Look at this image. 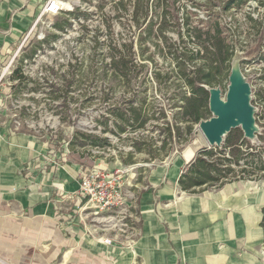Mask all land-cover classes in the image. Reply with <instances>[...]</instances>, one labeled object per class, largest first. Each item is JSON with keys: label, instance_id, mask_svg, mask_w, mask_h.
Here are the masks:
<instances>
[{"label": "crops", "instance_id": "1", "mask_svg": "<svg viewBox=\"0 0 264 264\" xmlns=\"http://www.w3.org/2000/svg\"><path fill=\"white\" fill-rule=\"evenodd\" d=\"M40 0H0V68ZM2 63V64H1ZM191 142L166 161L132 172L140 234L128 243L96 229L83 212L80 164L49 137L0 125V264H264V188L234 181L197 192L179 179L202 148ZM91 164L85 169H91ZM138 175V177H137Z\"/></svg>", "mask_w": 264, "mask_h": 264}, {"label": "rangeland", "instance_id": "2", "mask_svg": "<svg viewBox=\"0 0 264 264\" xmlns=\"http://www.w3.org/2000/svg\"><path fill=\"white\" fill-rule=\"evenodd\" d=\"M48 1L40 0L41 11L38 13L36 23L27 30L22 29L17 42L11 47L12 58L9 63L7 61L0 68V110L4 121L8 120L14 124V120L18 119L21 121L18 129L46 135L49 137L50 144L52 143L51 137L56 140L63 134V141L68 143L77 130L102 134V122L105 118L108 119L110 128L117 129L111 113L112 106L117 103L118 105L126 104L125 100L134 92L147 95V105L156 111V116H158L159 109L164 108L167 114L166 121L173 120V114L175 110H178L174 107L177 101L173 100V94L176 92L175 84L178 80L175 77V83H168L162 88L155 82L154 71L156 69L163 72L174 69L173 55L168 52L167 48H164L165 54L157 53L158 49L163 48L159 38L157 42L159 48L158 46L157 49L152 47V51L156 52L157 66L147 62L148 66L145 69L147 78H143V72L137 73V77L133 79L131 91L127 92L125 78L114 77L111 65L106 71L104 68V63L111 60L106 54L109 40L127 43L133 41L135 62L138 64L142 62L139 37L149 23L154 21L159 25L162 16L161 6L155 3L150 5L146 20L143 18L139 24H136L133 18L134 0H124V7L120 5L121 0H61L71 4L70 7L65 6L63 11L81 7L83 10L90 11L91 15L87 19L82 17L81 20L75 22L72 29L53 40V47L44 44V49L39 50L33 59L26 58L21 63V57L31 48V46L28 49L25 47L31 42L34 44L42 40L59 16V13L42 15ZM211 1L212 3H208L207 0H181L183 7L178 12L179 22L182 23L183 18H189L190 22L196 25L200 20H206L209 16L216 17L219 14L221 20L231 27V34L235 39L240 40L238 54L233 60L232 68H240L246 81L250 83L252 104L258 111L259 106L257 102L255 103V93L260 85L257 77L264 67V62H259L264 57V45H259L260 32L264 31V0H249L244 8L237 11L233 9L229 12L221 10V0ZM175 13L171 10L167 14L170 29L167 34L170 42L179 43L178 29H183V27L178 26ZM248 14L260 18L263 21L261 27H255L252 23L247 24ZM233 16L236 17L237 22ZM239 23L245 31L243 34L237 32ZM83 25H86L87 29L82 27ZM97 28L103 30L99 37L104 43L101 47L95 43ZM187 47L193 51L198 49L193 42L187 43ZM244 59L251 62L243 64ZM16 70L19 72L15 73ZM229 84L228 77L219 85L224 99H226ZM210 116L212 117L213 114L211 113ZM164 123V119L154 118L142 132V134L154 137L156 145L153 148L154 151L152 150L153 154L135 153L134 159L137 161L135 164L124 165L119 153L121 150L125 158L133 151L131 143L133 138L139 135V131L131 128L121 137L111 131L105 133L116 147L99 150L82 148L78 145L76 149L66 148V157L80 165L83 164L82 171L89 164L93 165L91 168L99 166L104 169L139 165L138 168L125 174L124 179L127 182L132 172L138 174L141 169L144 172L153 165L172 158L191 142L186 144L174 141L167 145V150L159 149L162 146L163 136L158 137L159 128L155 125H164ZM257 127L260 131L258 124ZM191 140L204 141L210 146L200 128V123L195 125ZM154 154H160L162 157L153 158ZM251 185L256 189L264 188V183L251 182ZM134 212L137 214V209ZM89 220H92L91 216ZM91 222L96 225V222Z\"/></svg>", "mask_w": 264, "mask_h": 264}, {"label": "trees", "instance_id": "3", "mask_svg": "<svg viewBox=\"0 0 264 264\" xmlns=\"http://www.w3.org/2000/svg\"><path fill=\"white\" fill-rule=\"evenodd\" d=\"M212 3L211 0H207ZM249 0H221V10L229 12L233 9L240 10L248 4ZM159 5L162 8L161 22L149 23L140 35V48L142 62H135L133 41L121 42L109 40L107 43L106 54L110 56V62L104 63L105 71L111 65L113 67L114 77L117 79L125 78L127 92L131 91L133 79L137 73L143 72V78L147 76L145 69L147 62L157 66L155 53L152 47L159 48L158 38L163 44V48L158 49L157 53L165 54V49L173 55L174 69L163 72L154 71V78L157 85L162 88L168 83H175L176 92L173 94V100L177 101L174 106L178 108L173 114V120L166 121L167 114L164 108H160L158 116L156 111L150 105H147V95H139L134 92L125 101L126 104H114L111 113L114 116V122L117 129L109 127L108 119L102 122V134L77 130L72 139L63 141L64 135L61 134L56 140L51 137L52 148L55 151L64 152L66 148L76 149L79 145L82 148H95L106 150L109 147H116L108 136V131L121 137L129 128L139 131V135L133 138L131 143L133 151L124 158L120 150L122 163L135 164L137 161L134 155L137 152H148L153 154V148L156 145L154 137L142 134L152 119H164V125H155L159 128L158 137L162 140V146L159 149H166L172 142L188 143L192 139L195 125L202 120L209 119L211 111L209 107V98L211 87L219 85L227 79L232 70V63L238 54V39L231 34V27L224 23L219 14L209 16L206 20H200L199 24L193 25L189 18H183L179 22V10L183 7L181 0H134L133 18L136 24L149 15L150 5ZM121 6L124 0L120 1ZM175 11V18L178 26L179 43L170 42L168 36V17L169 11ZM234 10V11H235ZM91 15L90 11L76 7L74 10L61 11L56 21L52 24V29L42 40L36 43H29L25 49L30 50L21 57V63L26 59H33L37 52L44 49V44L53 47V40L58 39L62 33H65L74 27L76 21L83 17L87 19ZM235 22L236 17L233 16ZM246 23H252L255 27H261L263 21L248 14ZM87 29L86 25H83ZM103 32L101 28L96 29L95 43L101 47L104 44L100 37ZM237 32L243 34L245 31L241 24L237 25ZM259 36V35H258ZM259 45H264V31L260 32ZM193 42L198 49L193 51L187 47V43ZM33 44V45H32ZM153 45V46H152ZM165 48V49H164ZM250 60L244 59L243 64L250 63ZM259 62H264V57ZM135 69V70H134ZM19 71L16 70L15 73ZM147 78V77H146ZM260 85L256 90V101L259 106L255 113L256 123L260 131L256 133L253 139L245 136L241 127L233 128L225 137L220 146L202 147L187 165L182 173L179 184L181 188L188 192H197L210 187H220L226 183L234 181H254L264 183V67L260 70L257 77ZM105 116V115H104ZM183 122V123H182ZM67 143V144H66ZM89 146V147H87ZM153 150V151H152ZM167 150V149H166ZM157 151V150H156ZM160 154H154L153 158H161ZM81 169L84 165L81 164ZM143 169L139 170L142 171ZM262 226L264 227V208Z\"/></svg>", "mask_w": 264, "mask_h": 264}, {"label": "built area", "instance_id": "4", "mask_svg": "<svg viewBox=\"0 0 264 264\" xmlns=\"http://www.w3.org/2000/svg\"><path fill=\"white\" fill-rule=\"evenodd\" d=\"M63 9L61 0H49L42 15L58 14ZM3 122L0 110V125ZM14 124L19 128L21 121L15 119ZM138 166H122L118 169H104L98 166L85 169L79 175V191L84 200L83 212L96 222V229L114 231L128 243H133L140 231L136 226L137 214L134 212L137 195L127 188L124 177Z\"/></svg>", "mask_w": 264, "mask_h": 264}, {"label": "water", "instance_id": "5", "mask_svg": "<svg viewBox=\"0 0 264 264\" xmlns=\"http://www.w3.org/2000/svg\"><path fill=\"white\" fill-rule=\"evenodd\" d=\"M229 81L226 99L223 98L220 87L209 88V107L213 116L202 120L200 128L210 146H220L233 128L241 127L245 136L250 139L259 131L256 110L252 104V87L240 68H232Z\"/></svg>", "mask_w": 264, "mask_h": 264}, {"label": "bare ground", "instance_id": "6", "mask_svg": "<svg viewBox=\"0 0 264 264\" xmlns=\"http://www.w3.org/2000/svg\"><path fill=\"white\" fill-rule=\"evenodd\" d=\"M63 5H64V7H65V6H66V7H70V6H71V4L68 3V2H63ZM236 76H237V73H236Z\"/></svg>", "mask_w": 264, "mask_h": 264}]
</instances>
